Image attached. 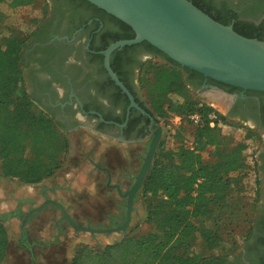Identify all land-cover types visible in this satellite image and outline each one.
I'll return each mask as SVG.
<instances>
[{"label": "trees", "instance_id": "1", "mask_svg": "<svg viewBox=\"0 0 264 264\" xmlns=\"http://www.w3.org/2000/svg\"><path fill=\"white\" fill-rule=\"evenodd\" d=\"M37 1L11 0L10 5L15 8ZM192 1L217 21L233 24L238 33L264 40V20L259 24L242 20L233 9L213 13L210 6L200 4L203 0ZM111 16L126 30L115 41L136 36L131 26ZM30 34L14 29L0 40V178L38 184L62 168L70 144L49 114L33 101L25 86L22 50ZM141 44L152 55L138 63L139 91L144 93L141 106L150 115L157 116L174 139V146H168V137L163 138L142 187L147 206L144 224L148 227L136 225L120 239L101 248L81 245L75 251L73 264L225 261L253 237L257 207L247 206L240 198L241 176L249 168L244 159L246 144L209 123L213 113L217 122L235 125L242 122L236 123L230 114L191 95L200 86L194 77H204L203 74L182 66L148 41L126 47ZM113 63L114 71L120 73ZM216 83L230 92L241 89ZM128 88L133 92L130 85ZM194 114L200 115L199 124L190 119ZM175 116L181 118V124L173 132L171 119ZM187 128L189 138L184 134ZM247 129L252 135V130ZM258 191L260 196L261 189ZM239 222L249 224L243 231L242 244L228 238ZM260 240L264 242V238ZM8 246V229L0 217V262L6 257ZM259 264H264V256Z\"/></svg>", "mask_w": 264, "mask_h": 264}, {"label": "flooded vegetation", "instance_id": "2", "mask_svg": "<svg viewBox=\"0 0 264 264\" xmlns=\"http://www.w3.org/2000/svg\"><path fill=\"white\" fill-rule=\"evenodd\" d=\"M48 2V15L32 30L22 50L25 86L33 101L49 114L69 143L72 138L79 136L80 130L83 129L88 131L87 135L90 137L100 136L104 137L106 142L115 143L102 154L100 161L94 157L93 149L81 153V159L95 168L96 178H102L105 182L102 189L107 191L105 198L111 201L109 203L112 205L105 212L99 211L97 206L95 210L92 209L90 214H100L104 221L97 224L90 220L86 226L114 227L125 222L128 199L123 195L136 181L154 132L158 127H162L159 145L166 134L157 116L150 115L141 106L143 98L139 93L138 63L150 58L151 51L141 44L131 48H118L114 52L119 53L113 52L111 55V66L114 62L120 71L116 72L117 75L122 74L126 81L120 80L127 88L129 85L132 87L133 92L128 89L134 95L135 101L146 111L142 112L136 107H130L129 96L113 81L104 65L103 51L115 42L116 36L126 33L125 27L108 12L89 1ZM200 4L210 6L213 13H226V10L233 9L242 20L255 21L258 24L264 20V0H203ZM118 77L120 78L119 75ZM194 80L200 83L197 90L218 87L230 94L232 100L227 114L234 120L248 124L263 140L257 160L261 171V196L264 200V92L243 89L230 92L217 84L218 81L205 76L194 77ZM219 95L221 96L218 97L224 98L222 93ZM142 187L134 200L131 224L133 215L137 212L136 203L141 199L145 202ZM50 190L56 192L58 189L56 186L43 188L40 193L42 202L29 201L25 214L17 209L9 216L5 215L6 218L17 215L22 225V219L28 215L30 208L39 207L48 199L59 201L54 195L47 193ZM96 191L98 192V189ZM107 193L109 198L106 197ZM49 207L53 208L54 212H59L56 226L60 234H63L62 225L69 223L66 220L59 221L62 215L60 208L48 203L27 219L24 226L26 235L28 222L38 218L39 214ZM255 221L254 235L239 254L225 261L209 264H259L260 258L264 256V242L260 240L264 238V201ZM22 242L31 254L34 253L35 247L42 248L41 244L30 242L27 237L25 240L22 238Z\"/></svg>", "mask_w": 264, "mask_h": 264}, {"label": "rangeland", "instance_id": "3", "mask_svg": "<svg viewBox=\"0 0 264 264\" xmlns=\"http://www.w3.org/2000/svg\"><path fill=\"white\" fill-rule=\"evenodd\" d=\"M10 1L11 0H4L0 2V12L3 14L0 18V40L14 29L29 34L46 18L49 12L48 0H38L37 2L15 8L11 7ZM139 93L143 98L144 93ZM221 93L224 98L218 97L221 96L219 95ZM191 95L196 99L208 102L224 114L228 113V108L232 100L231 96L223 94V92L215 88L203 91L196 90L193 91ZM234 121L236 123H241V121ZM180 124L181 121L179 118L174 117L171 119V129L173 132H175V129L180 126ZM238 126H245L252 130V128L244 122ZM87 132L88 131L84 129L80 130L79 136L71 139L69 143V152L65 158L63 168L57 171L54 176L38 184H25L16 178H0V214L9 216L17 209H20L21 212L25 214L29 208V201L35 203L42 202L43 198L40 196V193L43 188H52L56 186L58 189L56 192L50 190L47 191V193L49 195H54L57 200L65 204L68 212L83 225L90 223V220L97 224L104 221L102 215H98L97 213L92 215L90 211L92 209L95 210L97 206L99 211L105 212L108 210V207L112 206L109 203L111 201L105 198V192L107 191L102 189L105 182L102 178H96V171L92 164L81 159L82 151L87 150L88 147L97 146L104 148V143L100 144V141L104 137L98 136L97 138H93V136L90 137V135H87ZM165 132V137H168V146H174V139L170 135V132L168 130H165ZM250 133H252L255 143L258 146L259 154L263 146V140L256 131H251ZM184 134L186 138L191 136L189 128L184 131ZM79 137L82 139L80 140ZM255 175L250 172L249 168H247L246 172H243L241 176L243 187L240 193L242 202L249 207H257L253 216L254 224H256L255 219L258 210L264 201L261 193L259 196L258 191V189H261L259 182L261 171L258 160ZM90 179L94 180V188L96 190L98 189V192L92 191L91 183L86 182ZM255 187L257 191L254 193L253 190ZM108 196L107 193L106 197L109 198ZM136 207L137 212L133 215V221L128 231L139 224H141L143 229L148 227L146 223L144 224L147 214L146 203L143 202L142 199L138 200ZM59 217V212H54L53 208L49 207L47 210L40 213L38 218L28 222L26 225L28 233L27 239L30 242L35 241L42 246V248L35 247L33 254L23 246L20 218L17 215H11L9 218H1L8 229L9 246L6 257L0 264H73V256L79 246L88 244L96 248H101L120 239L125 234L111 233L93 235L89 232L77 231L70 226V224L66 223L61 227L63 234H60L56 226V221ZM239 224L240 225L236 227V230L231 233L228 238L242 244L244 239L243 231L249 228V224H243L241 222H239ZM241 250L242 248L240 247L236 254H239Z\"/></svg>", "mask_w": 264, "mask_h": 264}, {"label": "water", "instance_id": "4", "mask_svg": "<svg viewBox=\"0 0 264 264\" xmlns=\"http://www.w3.org/2000/svg\"><path fill=\"white\" fill-rule=\"evenodd\" d=\"M87 1L122 20L136 33L134 38L115 41L103 51L105 68L113 81L129 96L130 107L146 112L135 101L134 95L113 70L111 55L118 48L144 41L150 42L182 66L197 71L206 78L243 90L264 92V40L238 33L233 24L225 25L217 21L192 0ZM213 88L227 94L218 87ZM161 137L162 127L160 126L154 132L136 181L123 195L128 199L126 219L123 224L109 228L81 225L68 212L63 203L48 199L39 207L30 208L28 215L22 219L23 240L27 237L24 228L27 219L48 203L60 208L62 215L59 221L66 220L77 231L90 232L93 235L128 232L134 210V200L152 168ZM0 217L6 218L2 214Z\"/></svg>", "mask_w": 264, "mask_h": 264}, {"label": "built area", "instance_id": "5", "mask_svg": "<svg viewBox=\"0 0 264 264\" xmlns=\"http://www.w3.org/2000/svg\"><path fill=\"white\" fill-rule=\"evenodd\" d=\"M175 117L179 118L181 121L180 117ZM190 119L193 121L194 124H199L201 121V117L199 114L191 115ZM216 119V114H211L209 123L211 127L217 126L219 129L222 130L224 134L232 135L237 141L244 142L246 144V149L244 150L245 163L248 165L250 172L255 175L257 167L258 146L255 143L254 137L252 135H249V131L245 126H238L222 121L217 122ZM256 191L257 188L255 187L253 192L255 193Z\"/></svg>", "mask_w": 264, "mask_h": 264}, {"label": "crops", "instance_id": "6", "mask_svg": "<svg viewBox=\"0 0 264 264\" xmlns=\"http://www.w3.org/2000/svg\"><path fill=\"white\" fill-rule=\"evenodd\" d=\"M103 140H101L100 141V144L101 143H104V145H105V147L104 148H102V147H94V146H92V147H89L88 149H87V151L89 150V149H93L94 150V157L98 160V161H100V159H102V154H104V152H106L107 150H108V147L111 145V144H115V143H110L109 141L108 142H104V138H102ZM106 141V140H105ZM90 151V150H89ZM62 168H63V166H62ZM61 168V169H62ZM60 169V170H61ZM59 171V170H58ZM87 183H91V190L92 191H94V192H96V189L94 188V180L93 179H90V180H88V181H86ZM93 189H95V190H93ZM94 192H92V193H94Z\"/></svg>", "mask_w": 264, "mask_h": 264}]
</instances>
